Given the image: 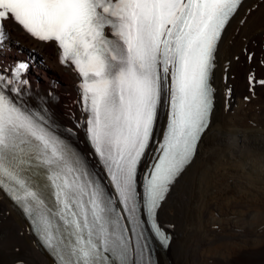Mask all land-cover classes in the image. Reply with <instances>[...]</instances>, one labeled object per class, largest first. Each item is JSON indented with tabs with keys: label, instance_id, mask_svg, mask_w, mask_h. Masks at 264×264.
Segmentation results:
<instances>
[{
	"label": "snow or ice",
	"instance_id": "snow-or-ice-1",
	"mask_svg": "<svg viewBox=\"0 0 264 264\" xmlns=\"http://www.w3.org/2000/svg\"><path fill=\"white\" fill-rule=\"evenodd\" d=\"M239 4L0 0V39L10 21L55 41L61 62L71 61L82 77L88 136L110 178L111 187L23 101L26 63L11 78L0 72V187L23 207L59 264H133L122 221L139 227L138 212L153 218L152 228L167 243L156 209L208 125L212 53ZM162 97L168 123L155 162L141 177L138 165Z\"/></svg>",
	"mask_w": 264,
	"mask_h": 264
},
{
	"label": "bare ground",
	"instance_id": "bare-ground-1",
	"mask_svg": "<svg viewBox=\"0 0 264 264\" xmlns=\"http://www.w3.org/2000/svg\"><path fill=\"white\" fill-rule=\"evenodd\" d=\"M19 63L28 65L21 79L34 95L39 96L37 88L55 93L44 102L49 113L96 163L73 67L60 62L53 41H41L9 21L0 39V72ZM210 83L209 123L157 209L160 224L171 233L167 246L156 250L157 264H264V0H241L225 24ZM165 108L158 110L141 173L161 137L167 103ZM71 116L77 132L61 120ZM30 220L0 187V264H57Z\"/></svg>",
	"mask_w": 264,
	"mask_h": 264
},
{
	"label": "rangeland",
	"instance_id": "rangeland-1",
	"mask_svg": "<svg viewBox=\"0 0 264 264\" xmlns=\"http://www.w3.org/2000/svg\"><path fill=\"white\" fill-rule=\"evenodd\" d=\"M15 46L16 47H18V42H15ZM16 57H20L19 56V53H16V55H15ZM52 78H54V79H56L55 77H52ZM40 82V81H39ZM41 84H42V82H40ZM43 85V84H42ZM60 88V87H59ZM37 93H39V94H37V95H39L40 97H44V98H46V100L48 99V98H50L51 96H55V93H52V92H45V91H41L39 88H37ZM64 97L62 96V99H63ZM246 99V101H248L249 100V98H248V96H246V97H244V100ZM166 107V103L164 102H162L161 103V105H160V110L161 109H164ZM166 109V108H165ZM63 122H64V124H66L68 127H70L72 130H74V131H76L75 130V127L77 126V124H75V122H74V119H73V117L71 116L68 120H66V121H64L63 119H61ZM69 121V122H68ZM77 132V131H76ZM69 135H70V137L72 138V140L81 148V144H78V142L75 140V138H74V136L71 134V133H69ZM82 149V148H81ZM87 154V153H86ZM88 155V154H87ZM88 157H89V155H88ZM92 164H94V162L92 161Z\"/></svg>",
	"mask_w": 264,
	"mask_h": 264
}]
</instances>
